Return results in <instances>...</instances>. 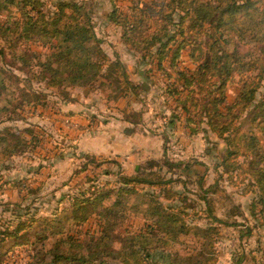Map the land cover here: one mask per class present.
Returning a JSON list of instances; mask_svg holds the SVG:
<instances>
[{"label": "trees", "instance_id": "1", "mask_svg": "<svg viewBox=\"0 0 264 264\" xmlns=\"http://www.w3.org/2000/svg\"><path fill=\"white\" fill-rule=\"evenodd\" d=\"M110 2L109 21L120 29V40L129 51L140 54L138 63L146 77L158 78L162 72L168 78L155 83L170 111L157 112L166 120L165 142L171 139L168 126L175 130L184 124L189 135L215 133L226 147L218 150L216 176L207 185L206 174L197 181L183 178L179 170L187 162L168 152L149 159L132 176L117 171L118 185L94 196L96 205L114 191L118 196L99 208V234L80 240L68 232L46 249L49 234L43 233L37 238L41 247L33 264H103L109 258L119 264H216L222 227L233 226L240 231L233 264H248L247 238L264 227V0H127L123 7L119 0ZM91 4L90 0H0V122L22 107L23 102L14 103L17 89L28 96L33 91L16 85V69L29 81L62 93L64 103L73 100L70 88L105 84L112 92L108 99L117 103L124 120L135 125L144 121L147 107L136 109L131 99L143 98L150 83L133 79L118 53L108 55ZM235 76L236 93L229 100V82ZM1 141L0 160L27 143L20 133L0 135ZM226 180L239 187L241 195L252 194L248 214L240 202H229L233 211L227 206L222 216L216 212L213 195L226 193ZM192 181L202 191L197 204L188 201ZM177 183L183 191L174 188ZM145 187L152 188L144 192L150 203L146 223L118 232L127 215L120 207L122 200ZM158 189L167 203L155 199ZM201 211L208 217L205 225L197 222ZM77 219L80 225L87 216ZM25 227L20 221L14 229L7 228L4 237L0 232V264L3 242L18 237ZM193 229L198 245L189 246L181 238ZM252 261L264 264V250Z\"/></svg>", "mask_w": 264, "mask_h": 264}, {"label": "rangeland", "instance_id": "2", "mask_svg": "<svg viewBox=\"0 0 264 264\" xmlns=\"http://www.w3.org/2000/svg\"><path fill=\"white\" fill-rule=\"evenodd\" d=\"M45 1L51 3L55 0ZM90 1L94 11V23L104 39L103 45L108 55L114 57L115 53H118L132 73L133 79L150 83L148 93L144 94L145 100L141 101V107L153 108L150 114H147L150 127L123 123L122 125L128 126L120 131L118 140L116 135H112L111 140L105 138L108 143L103 142V145L107 148L105 150L107 154L95 152L89 148H92V145L100 147L102 141L99 133L95 135L100 136L99 139L93 140V133L109 131L108 126H112L111 120H114L112 117L123 118L117 103L108 99L111 90L105 84H98L93 88H70L69 94L73 100L68 101L69 104L66 105L62 93L46 89L43 84L35 81H29L24 72L16 69L19 78L16 85L33 91L28 96L17 89L14 103L23 102L22 107L12 112V118L0 122V135L20 133L27 139V143H22L10 152L6 159L0 160V232L3 233L1 236L4 237V231L10 227L14 229L20 221H24L26 227L18 237H10L3 242L2 264H33V256L37 248L41 247L37 238L43 233L49 234L45 242L46 249L66 237L68 232L80 240L90 238L91 233L98 235L101 229L99 208L105 205L104 203L108 204L118 199V196L114 191L112 195L102 199L101 205H96L98 200L94 199V196H99L103 191L112 190L118 185L117 171L121 170L122 173L132 176L136 169L145 166L149 159L162 157L168 152L171 157L187 162L179 170L183 178L197 181L198 177L206 174L207 185L214 182L216 176L214 166L218 159L217 152L226 147L224 140L215 133L189 135L184 124L175 127V130L168 126L171 139L165 142L163 131L166 130V120L160 114L157 115V112L160 113L163 109L169 114L170 111L163 105L161 91L155 83L167 81V76L159 72L158 78L152 79L149 75L147 78L143 66L138 63L140 54L136 55L129 51L120 40V29L109 21L108 13L112 9L110 0ZM126 4L127 0L118 2L122 7ZM14 11L19 9L15 8ZM1 64H4L2 60ZM15 80L12 79L11 82ZM236 82V76L229 82V100H232L236 93ZM16 85L13 83V86ZM121 104L124 107L126 101ZM68 105L73 106V111L82 113L71 116ZM111 128L110 131H118L117 127ZM86 132L89 133L88 136H92L88 141L84 137ZM175 132L180 133L182 138H178ZM11 142L14 143L13 137ZM1 143L3 142L1 141L0 145ZM93 156L98 161H91L90 157ZM108 169L113 173L105 174V170ZM194 181L189 184L190 189L187 192L191 204H197L196 199L202 194ZM227 182L226 180V189L224 188L226 193L217 192L213 195L216 200L214 204L216 212L222 216L227 206L230 208L229 202H240L248 214L252 194L241 195L239 187H233ZM174 188L183 191L181 183L174 185ZM145 189L122 200L123 206L120 207L127 211V215L123 225L116 228H119L118 232L139 229L146 223L148 216L146 210L150 203L145 200L144 192L152 188ZM82 193L84 194L81 195ZM155 195V199L167 203L159 189ZM90 198L94 199L92 203L87 201ZM201 206L206 207L203 203ZM120 207L117 206L116 209L120 210ZM189 211L193 210L189 208ZM230 211L233 209L230 208ZM201 212L197 222L205 225L208 217L205 212ZM82 215L87 216V221L77 225V218ZM263 228L257 229L254 235L247 238L248 264H254L253 255L259 259L264 250ZM195 231L196 229H193L187 236L181 238L183 241L186 240L189 246L198 245ZM221 232L222 236L217 243L218 252L215 253L216 257H219L216 264L230 262L233 264L240 247V231L233 226L222 227ZM62 264L69 263L63 261ZM103 264L119 262L109 258Z\"/></svg>", "mask_w": 264, "mask_h": 264}, {"label": "crops", "instance_id": "3", "mask_svg": "<svg viewBox=\"0 0 264 264\" xmlns=\"http://www.w3.org/2000/svg\"><path fill=\"white\" fill-rule=\"evenodd\" d=\"M142 100H145L144 99V97L143 98H139L138 96H133L132 97V99H131V103H132V106L134 107V108H136V109H140L141 108V101ZM146 102V101H145ZM66 105L67 104H69L68 102H66L65 103ZM147 107V111L144 113V121L141 123V124H137V125H135V124H131L130 122H127L126 120H124L122 117H118V119H115L114 117H112L114 120H111L112 122L111 123H113L112 124V126H108V129H109V131H101V132H98V131H95V133H93V140H95V139H99V137L100 136H95L96 135V133H99L98 135H101V141H102V144H101V146L100 147H95V146H93L92 145V148H89V149H93V150H95V152H98V153H105V154H107V152H105V150H107V148H106V146H104L103 145V142L104 143H108L106 140H105V138L106 139H109V140H111V136L112 135H116V136H118V138H117V140L120 138V135H121V130H123L125 127H127L128 125H122L123 123H126V124H131V125H134V126H140V125H145V126H149V122H147V116L150 114V112L152 111V109L153 108H151V107H149V106H146ZM73 109V106L71 107V106H69L68 105V110H69V114L72 116V115H76V116H78L77 114L78 113H82V111L81 112H77V111H73L72 110ZM84 109V108H83ZM84 114L86 113L85 111L83 112ZM148 114V115H147ZM82 117V116H81ZM110 121V120H109ZM116 123H118V124H116ZM180 126V125H179ZM178 126V127H179ZM111 127H117V129H118V131H110L112 128ZM150 127V126H149ZM151 129V128H150ZM147 130V129H146ZM152 130H154V129H152ZM148 132H150V130H148ZM91 133V132H90ZM88 134L89 133H85V139H86V141H88V139H91L92 138V136H88ZM175 134L176 135H178L179 137L178 138H182V137H180L181 135H180V133L178 134V133H176L175 132ZM118 152H121V151H118ZM263 233V232H262ZM230 264H231V262H230Z\"/></svg>", "mask_w": 264, "mask_h": 264}]
</instances>
